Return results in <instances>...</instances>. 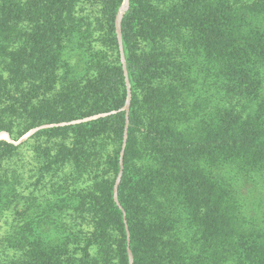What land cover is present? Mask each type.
I'll return each mask as SVG.
<instances>
[{
  "label": "trees",
  "instance_id": "16d2710c",
  "mask_svg": "<svg viewBox=\"0 0 264 264\" xmlns=\"http://www.w3.org/2000/svg\"><path fill=\"white\" fill-rule=\"evenodd\" d=\"M123 3L0 0V264H264V0Z\"/></svg>",
  "mask_w": 264,
  "mask_h": 264
},
{
  "label": "rangeland",
  "instance_id": "374dc122",
  "mask_svg": "<svg viewBox=\"0 0 264 264\" xmlns=\"http://www.w3.org/2000/svg\"><path fill=\"white\" fill-rule=\"evenodd\" d=\"M127 5V0H124L123 6L125 7ZM120 19V16L117 18V23ZM35 129L27 132L24 136L20 138L19 141L24 140L30 133H32ZM0 139H6L10 140L8 133L5 130L0 131ZM17 143V142H16ZM20 206L17 208H11L8 209L5 212L0 213V239L6 238L8 235H14L18 231V226L20 225L18 223L19 218L21 217L20 213ZM3 241V240H2ZM1 250V248H0ZM15 253L18 254V252L12 251V249H8L5 254H0V262H7L9 259L14 258Z\"/></svg>",
  "mask_w": 264,
  "mask_h": 264
},
{
  "label": "water",
  "instance_id": "95a60500",
  "mask_svg": "<svg viewBox=\"0 0 264 264\" xmlns=\"http://www.w3.org/2000/svg\"><path fill=\"white\" fill-rule=\"evenodd\" d=\"M120 29H119V21H118V31H119Z\"/></svg>",
  "mask_w": 264,
  "mask_h": 264
}]
</instances>
